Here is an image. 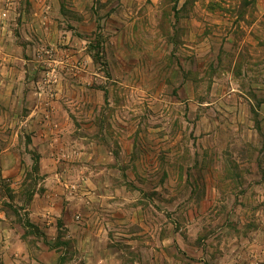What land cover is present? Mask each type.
Returning <instances> with one entry per match:
<instances>
[{
  "label": "rangeland",
  "instance_id": "obj_1",
  "mask_svg": "<svg viewBox=\"0 0 264 264\" xmlns=\"http://www.w3.org/2000/svg\"><path fill=\"white\" fill-rule=\"evenodd\" d=\"M259 14L0 0V264H264Z\"/></svg>",
  "mask_w": 264,
  "mask_h": 264
},
{
  "label": "crops",
  "instance_id": "obj_2",
  "mask_svg": "<svg viewBox=\"0 0 264 264\" xmlns=\"http://www.w3.org/2000/svg\"><path fill=\"white\" fill-rule=\"evenodd\" d=\"M257 4L258 5H261V6H263V10H264V1H262V0H257ZM262 18V19H264L263 18V16L261 15V14H259V16H257V18L255 19V21H253V23H252V26H251V28L250 29H253L254 27H255V25L257 24V21H259V19L260 18ZM250 27V26H249ZM21 67H23V65L22 64H20V69H21ZM24 73H21L20 75H19V78H16V82H25L24 81ZM30 80V78L29 77H27V85L28 84H30L31 82L29 81ZM30 82V83H29ZM28 87V86H27ZM37 93V94H36ZM32 94H36V95H38L37 97H41V95H42V93L41 92H37V91H34V90H31V89H27V97L28 98H30V96L32 95ZM40 95V96H39ZM42 98V97H41ZM29 108H30V111H29V115L27 116V119H31V116L32 115H34V114H36V113H38L37 112V110H38V107H37V105L36 104H34V105H29ZM116 254H120V250H117V252H116Z\"/></svg>",
  "mask_w": 264,
  "mask_h": 264
}]
</instances>
